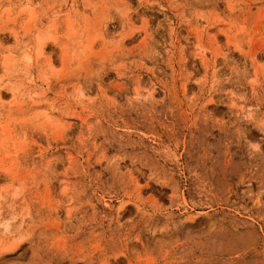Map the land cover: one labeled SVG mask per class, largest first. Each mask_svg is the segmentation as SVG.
Listing matches in <instances>:
<instances>
[{"label": "rangeland", "instance_id": "1", "mask_svg": "<svg viewBox=\"0 0 264 264\" xmlns=\"http://www.w3.org/2000/svg\"><path fill=\"white\" fill-rule=\"evenodd\" d=\"M0 264H264V0H0Z\"/></svg>", "mask_w": 264, "mask_h": 264}]
</instances>
